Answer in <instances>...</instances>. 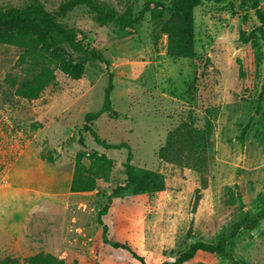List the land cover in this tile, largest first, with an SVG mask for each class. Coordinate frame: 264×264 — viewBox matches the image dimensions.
Segmentation results:
<instances>
[{"label": "rangeland", "instance_id": "374dc122", "mask_svg": "<svg viewBox=\"0 0 264 264\" xmlns=\"http://www.w3.org/2000/svg\"><path fill=\"white\" fill-rule=\"evenodd\" d=\"M66 1L0 0V8L39 2L55 13ZM96 1L108 12L137 17L150 0ZM154 1L161 8L132 28L102 26L84 6L59 19L86 35V48L101 54L108 66L73 52L85 64L83 77L75 80L56 71V82L35 101L16 97L6 82L8 75L22 80L32 73L20 62L22 49L0 45V176L26 147L40 156L51 155L54 166L73 173L77 153L85 150L78 143L79 132L86 115L101 109L111 73L113 114L102 115L92 128L106 143H128L138 167L163 176L165 191H122L104 220L112 240L129 243L148 264H161L174 262L196 241L217 245L246 216L264 209V101L257 114L264 84V37L257 32L261 24L248 0L203 3L195 9V57H174L164 32L171 0ZM259 5L264 11V0ZM252 32L257 36L254 44L241 42ZM184 122L207 137L199 170L158 156ZM248 124L242 146L235 139ZM84 135L90 150L102 151L90 133ZM126 154L107 152L115 163ZM110 182L125 186L126 177L114 169ZM228 188L234 190L233 205ZM110 194L111 189L96 190L71 194L64 206L43 203L32 211L22 233L0 230V260L47 253L66 264H140L130 253L103 244L97 218ZM261 222L258 229H241L228 242L231 257L199 253L189 264H264Z\"/></svg>", "mask_w": 264, "mask_h": 264}, {"label": "trees", "instance_id": "16d2710c", "mask_svg": "<svg viewBox=\"0 0 264 264\" xmlns=\"http://www.w3.org/2000/svg\"><path fill=\"white\" fill-rule=\"evenodd\" d=\"M229 0H171L169 11L171 18L166 22L164 32L168 38V51L170 55L178 58L193 59L195 57V9L203 3L222 4ZM255 12L261 26H264V11L260 8L259 0H248ZM84 6L97 15L100 25H117L123 28H132L136 21L161 8V3L150 0L133 17L131 12L117 14L104 10L96 0H68L62 3L55 13H50L39 2H34L23 8H0V45L15 46L22 49L20 62L27 65L32 71L25 79L8 75L6 82L9 88L14 90L16 97L35 101L38 100L44 90L56 82V71L79 80L85 73V64L75 58L73 52L83 54L88 59L95 60L108 66V61L95 51L86 48L87 36L70 29L59 19L66 18L77 7ZM257 28L264 37L262 27ZM257 40L256 32L251 37L242 36L241 42L254 44ZM109 72V69H106ZM108 85L105 89L104 102L97 112L88 113L85 124L79 132V145L85 150L77 153L71 185V193H86L96 190L105 191L111 189L105 204L98 211L97 222L102 228V241L105 246L126 251L140 264H148L145 258L136 253L129 243L112 240L109 234V226L104 217L108 215L114 203V197L122 191L133 189L136 194L162 193L165 191V180L157 172L138 167L133 159L134 154L128 143L110 144L102 141L92 128V123L106 113L113 114L111 94L114 90L113 75L108 74ZM264 101V84L258 97L257 114L260 105ZM249 124L244 126L240 137L235 141L244 146ZM90 133L102 151L90 150L85 142L84 133ZM110 150H126V158L122 162L115 163L107 155ZM207 137L204 130L197 129L193 124L182 123L169 135L165 146L159 151V158L168 163L182 166H193L200 169V162L207 155ZM44 162L53 165L54 158L51 155H41ZM88 161V164L84 162ZM114 169H120L126 177L125 186H112L110 176ZM230 200L228 203H236L234 190L228 188ZM242 201V197L238 196ZM264 219V209L254 217L246 216L242 222L237 223L228 238L223 239L217 245L204 241H196L189 245L188 249L181 253L174 262L163 261L161 264H189L194 261L199 253L231 257L227 249L228 242L233 239L241 229L255 230L259 227L260 220ZM66 264L65 260L52 254L38 253L28 256L23 260L7 257L0 260V264ZM97 264V263H95ZM233 264H246L233 260Z\"/></svg>", "mask_w": 264, "mask_h": 264}, {"label": "crops", "instance_id": "0c3cea01", "mask_svg": "<svg viewBox=\"0 0 264 264\" xmlns=\"http://www.w3.org/2000/svg\"><path fill=\"white\" fill-rule=\"evenodd\" d=\"M72 179V172L44 162L37 150L26 147L0 176V230L22 233L32 211L43 203L66 205ZM260 227L264 236L263 222Z\"/></svg>", "mask_w": 264, "mask_h": 264}]
</instances>
